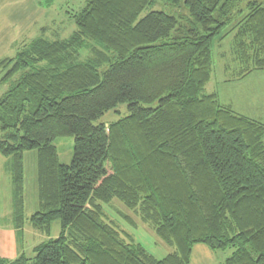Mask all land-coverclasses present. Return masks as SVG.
Wrapping results in <instances>:
<instances>
[{
  "label": "trees",
  "instance_id": "obj_1",
  "mask_svg": "<svg viewBox=\"0 0 264 264\" xmlns=\"http://www.w3.org/2000/svg\"><path fill=\"white\" fill-rule=\"evenodd\" d=\"M165 1L183 4L193 24L170 42L156 43L178 19L151 9L155 0H86L70 13V36L42 34L0 59L3 81L22 71L0 97L14 222L24 225L26 151L37 153L31 223L50 234L61 222L33 258L0 264H190L196 243L234 247L224 264H264V123L202 93L214 43L229 34L236 76L264 70V0ZM122 103L127 115L95 123ZM60 136L74 137L69 164L59 160ZM114 200L171 247L165 257L108 217L103 206Z\"/></svg>",
  "mask_w": 264,
  "mask_h": 264
},
{
  "label": "rangeland",
  "instance_id": "obj_2",
  "mask_svg": "<svg viewBox=\"0 0 264 264\" xmlns=\"http://www.w3.org/2000/svg\"><path fill=\"white\" fill-rule=\"evenodd\" d=\"M85 5L86 0H0V59L14 57L24 42L42 34L50 40L70 36L76 28L70 13L82 10ZM151 9L163 10L178 19L170 37L160 39L156 43L170 42L174 36L181 34L179 32L182 28L187 29L193 25L190 13L183 4L174 6L165 0H155ZM149 10L150 8L145 10L142 15ZM231 28L232 26L228 25L221 35ZM231 45V34L214 43V69L202 93H217L221 104L264 123V70H256L243 78H238L236 72L239 66L235 63ZM83 53L86 54V51L84 50ZM5 73V69L0 70V97L20 78L22 71L13 78L3 81L2 77ZM127 114V104L122 103L95 123L109 124ZM54 144L60 162L71 163L74 156V137L60 136L54 140ZM12 161V156L0 153V256L13 260L25 254L33 258L37 244L60 234L61 222L60 220L53 222L50 234L39 231L31 223L30 217L38 210L37 153L26 151L24 153V225L19 227L15 224ZM103 207L108 217L117 222L119 227L130 232L147 251L152 249L159 258L170 252L171 247L159 240L150 228L141 223L139 216L123 203L114 200ZM126 218L132 220L134 225ZM234 250V247L211 249L205 244L196 243L193 246L190 264H224ZM31 263L32 261L29 264Z\"/></svg>",
  "mask_w": 264,
  "mask_h": 264
},
{
  "label": "crops",
  "instance_id": "obj_3",
  "mask_svg": "<svg viewBox=\"0 0 264 264\" xmlns=\"http://www.w3.org/2000/svg\"><path fill=\"white\" fill-rule=\"evenodd\" d=\"M163 246H165V245H163ZM148 250H149V252H151V254H154V252H153L152 249H148ZM168 253H169V252H168ZM168 253H167V254H168ZM167 254H165V256H166ZM154 256H156V254H154ZM165 256H163V257H165ZM156 257H157V256H156ZM163 257H162V258H163ZM158 258H159V257H158Z\"/></svg>",
  "mask_w": 264,
  "mask_h": 264
}]
</instances>
